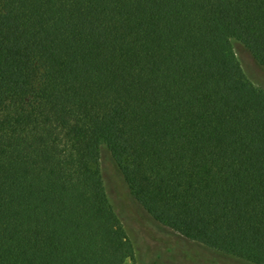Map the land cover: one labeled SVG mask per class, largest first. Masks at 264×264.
Returning <instances> with one entry per match:
<instances>
[{
	"label": "trees",
	"instance_id": "1",
	"mask_svg": "<svg viewBox=\"0 0 264 264\" xmlns=\"http://www.w3.org/2000/svg\"><path fill=\"white\" fill-rule=\"evenodd\" d=\"M264 0H0V264H125L110 199L264 264Z\"/></svg>",
	"mask_w": 264,
	"mask_h": 264
},
{
	"label": "rangeland",
	"instance_id": "2",
	"mask_svg": "<svg viewBox=\"0 0 264 264\" xmlns=\"http://www.w3.org/2000/svg\"><path fill=\"white\" fill-rule=\"evenodd\" d=\"M234 46L247 76L264 88V71L256 66L243 44L234 42ZM109 195L136 249L135 260L125 264H247L184 240L156 223L143 209L132 207L116 189H110Z\"/></svg>",
	"mask_w": 264,
	"mask_h": 264
}]
</instances>
